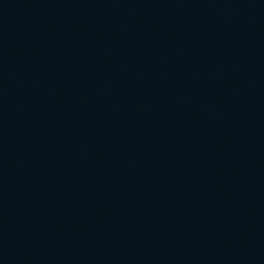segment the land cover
Returning a JSON list of instances; mask_svg holds the SVG:
<instances>
[{
	"label": "water",
	"instance_id": "water-1",
	"mask_svg": "<svg viewBox=\"0 0 264 264\" xmlns=\"http://www.w3.org/2000/svg\"><path fill=\"white\" fill-rule=\"evenodd\" d=\"M0 264H264V0H0Z\"/></svg>",
	"mask_w": 264,
	"mask_h": 264
}]
</instances>
